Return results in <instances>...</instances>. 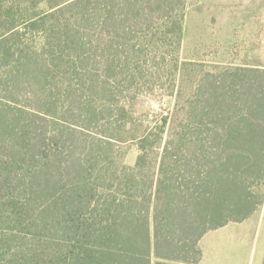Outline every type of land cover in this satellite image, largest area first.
Segmentation results:
<instances>
[{
  "label": "trees",
  "instance_id": "trees-1",
  "mask_svg": "<svg viewBox=\"0 0 264 264\" xmlns=\"http://www.w3.org/2000/svg\"><path fill=\"white\" fill-rule=\"evenodd\" d=\"M184 6L0 0V264H198L205 234L263 205L264 68L199 79L158 207L144 157L119 160L131 103L176 68Z\"/></svg>",
  "mask_w": 264,
  "mask_h": 264
},
{
  "label": "rangeland",
  "instance_id": "rangeland-1",
  "mask_svg": "<svg viewBox=\"0 0 264 264\" xmlns=\"http://www.w3.org/2000/svg\"><path fill=\"white\" fill-rule=\"evenodd\" d=\"M240 66L264 68V0H185L176 68L162 86L136 96L124 140L117 148L120 162L127 166L144 157L154 183L153 208L160 205L155 190L162 146L184 120L199 79ZM223 233L205 237L200 247L205 249L210 237L213 252L220 249L223 257L243 260L247 247H238L237 238Z\"/></svg>",
  "mask_w": 264,
  "mask_h": 264
},
{
  "label": "crops",
  "instance_id": "crops-1",
  "mask_svg": "<svg viewBox=\"0 0 264 264\" xmlns=\"http://www.w3.org/2000/svg\"><path fill=\"white\" fill-rule=\"evenodd\" d=\"M224 232L221 235L226 237L237 238L238 247H247L246 257L234 258L233 260L227 257H223V250L209 247L210 237L205 249L200 247L202 240L208 236H214L218 233ZM199 248L201 250V260L198 264H262L264 260V203L263 205L247 220L242 223H230L227 226L208 232L203 236L199 242ZM228 251V250H226ZM239 250L236 251V253ZM234 252V251H233ZM231 254H234V253ZM235 253V254H236ZM234 254V255H235Z\"/></svg>",
  "mask_w": 264,
  "mask_h": 264
}]
</instances>
